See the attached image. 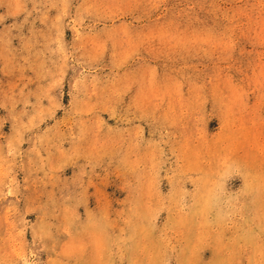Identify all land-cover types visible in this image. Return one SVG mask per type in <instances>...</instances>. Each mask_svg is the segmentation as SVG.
I'll list each match as a JSON object with an SVG mask.
<instances>
[{"label": "rangeland", "instance_id": "obj_1", "mask_svg": "<svg viewBox=\"0 0 264 264\" xmlns=\"http://www.w3.org/2000/svg\"><path fill=\"white\" fill-rule=\"evenodd\" d=\"M0 264H264V0H0Z\"/></svg>", "mask_w": 264, "mask_h": 264}]
</instances>
